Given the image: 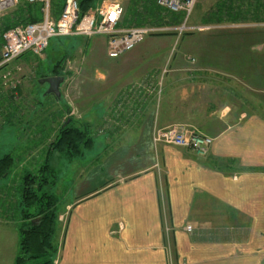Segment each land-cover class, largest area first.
Instances as JSON below:
<instances>
[{"label": "crops", "instance_id": "obj_1", "mask_svg": "<svg viewBox=\"0 0 264 264\" xmlns=\"http://www.w3.org/2000/svg\"><path fill=\"white\" fill-rule=\"evenodd\" d=\"M149 37L154 38L138 45L141 53L114 61L127 71L107 70L101 103L86 96L88 105L77 107L84 121L106 116L111 124L103 134L106 144L120 143L98 159L107 167L101 184L78 159L68 166L78 191L58 210V264H264V55L257 64L255 52L264 51V41L250 40L245 64L242 54L217 49L214 67L202 63L203 57L194 67L187 53H169L172 40ZM30 58L37 57L28 53L20 59ZM231 60L239 62L238 69L229 68ZM148 78L157 84L130 92ZM0 83L4 99L8 94ZM4 102L9 109L10 102ZM40 107L39 119L51 118L48 110L59 108L51 119L62 123V103ZM3 118L4 124L16 125L11 114ZM176 123H189L214 138L206 158L154 145L155 130Z\"/></svg>", "mask_w": 264, "mask_h": 264}, {"label": "rangeland", "instance_id": "obj_2", "mask_svg": "<svg viewBox=\"0 0 264 264\" xmlns=\"http://www.w3.org/2000/svg\"><path fill=\"white\" fill-rule=\"evenodd\" d=\"M103 1L105 0H101L96 7L102 4ZM118 1L122 2L125 6L129 4V0ZM221 1L222 0H198L187 19V29L182 31L178 29V27L183 25V21L180 25L171 27V30L153 36H160L165 40L166 44L172 40L169 53H187V57H190V60H194L192 61L195 64L194 67H197L196 65L201 63L200 58L202 57L206 59L203 60L202 63L214 67L216 64L214 58L217 49L218 53L224 52L229 55L235 53V56L242 54L243 57L241 58L245 60H241L243 63H240L245 64L244 61H246V52L248 51L250 40L251 42H255L256 45L264 41V28L245 26V24H259V22L252 20L236 22L243 25L241 28L223 26L231 24L228 22L221 25L206 23L205 21L210 20L212 13L215 12L217 5ZM8 12L10 11H7L5 14ZM149 38L151 39L154 37H148V40ZM88 39L80 37H63L60 38V40L56 39L51 43L42 58L18 59L10 67L12 71L11 77L15 79L13 81L15 82L19 79L22 82L15 90H6L7 93H4L8 94V96L12 94L15 96L14 99L11 97L9 112L11 116L14 117V120H17L14 122L16 125H11L9 123L4 124L3 120L0 119V159L10 154L15 158L16 162L12 173L7 178L0 180V264L15 263L16 256L20 250V229L28 223V220L26 222L23 221L21 217L22 209L20 210V207H18L20 190L17 188V185H19L24 170H36L39 165L42 164L41 162H43L46 151L56 136L57 132H55V129H57L59 125L63 124L68 119H72L76 126L90 129V132L95 138V145H93L91 149H87L84 155L78 159L79 166L84 167V170L85 166H90V168L88 167L86 170L89 171L90 174L94 172L91 176L95 178L97 184H101L102 181L106 179L107 167H104L101 163L103 160L100 156L104 155L105 151H109L107 149H112L119 145L120 142L118 140L117 142H110V144L107 142L106 144V136L103 134L106 130H111V124L108 120H104L106 116L91 123L89 121H84V117L81 116L78 108L88 105L89 99H86V96H92L91 98L94 99L91 100H94L95 103H101L102 97L106 95L104 92L106 86L109 84L104 82V75L107 70L108 72L116 70L114 74H121L127 71L128 66H123L120 69L114 63L117 59L113 60L108 57L106 53L105 37L96 36L90 40ZM148 40L146 39L142 44L147 43ZM163 47L164 46H162V48ZM162 52L165 53L166 50ZM255 52L257 53V64L258 62L263 63L262 57L264 51L255 50ZM138 53H141L139 46L125 53L121 58L125 59ZM258 53H261V55ZM231 61H228V63H230L228 64L229 68L238 69L240 66L239 62L237 60L235 62ZM57 64H61V67H56V69L61 71L60 75L54 73V68ZM90 74H92V76H90ZM160 75H163V72ZM53 76H61L64 78L63 83L60 85V97L47 94L49 85L40 82L41 79ZM115 79H117V77L113 78V80ZM141 83L142 81L131 86L130 92L136 91L137 88L145 84V86H152L153 84L155 86L157 81L148 78L144 82V85H140ZM41 103H62L64 111H62L61 117H58V119H61L62 123L60 124L56 122L57 120L55 121L50 118L53 121V125H50V120L47 122L46 116L39 119L41 117L39 112H42L40 111ZM99 104L96 105L99 107ZM32 106L34 108H31V111H29ZM13 107H17V109L14 110ZM72 108L75 109L74 113H72ZM59 110V108H53L48 111H51V116L56 119L54 111L58 112ZM88 122L90 123L89 125ZM180 124L198 131L194 125L189 123H176L165 128L178 126ZM163 129L164 128H159L154 132L153 143L155 146L165 144L155 141L156 132ZM40 130H42V133H40ZM90 151L91 153L89 154H93L92 157L87 154ZM59 155L60 157H58ZM119 156L120 153L113 157L112 160L119 159ZM99 158L101 161H99ZM62 160H64V162H62ZM65 160L67 163H65ZM73 161V159H70L60 152H55L53 157L49 160L57 181L52 191L59 198L58 210L62 208L63 202L66 203L74 200L78 191L77 187H74L69 181V178L74 176V170L68 167ZM92 162L93 165L91 164ZM157 166L161 175L163 193H165L163 178L165 173L161 165L158 164ZM120 169L122 170V166H120L119 170ZM109 171L112 172L110 165ZM12 199L13 202H11ZM191 225L193 227V224ZM187 226L190 225L188 224ZM166 232L169 244L173 246V232H170V230L168 231V228ZM60 233L61 225L58 226V231L55 236V242L57 244L59 243L58 238L60 237ZM58 260L59 252L55 264H58ZM174 264H177L176 261ZM178 264H186V262L178 261Z\"/></svg>", "mask_w": 264, "mask_h": 264}, {"label": "trees", "instance_id": "obj_3", "mask_svg": "<svg viewBox=\"0 0 264 264\" xmlns=\"http://www.w3.org/2000/svg\"><path fill=\"white\" fill-rule=\"evenodd\" d=\"M78 1L81 14H85L91 8H95L101 0ZM65 3L66 0H50V12L55 18L60 16ZM43 8V3L29 4L20 0L13 10L2 16L0 18V49L3 44L2 36L6 30L21 24L41 22L44 18ZM211 16L210 20L205 21L206 23L221 25L226 22L250 20L264 22V0H222ZM183 21V14L166 11L157 4V0H129L123 25L178 26ZM60 65L55 66V74H61V71L56 69L61 67ZM2 97L4 99H0V115L6 121L11 113L4 101L11 102V97L14 99L15 96L12 94ZM13 109L16 110L17 107ZM50 117L52 118L51 115ZM49 120L51 119L47 117V122ZM55 132H57L56 136L48 147L42 164L36 170H24L17 185L20 190L18 207L22 209L23 221L28 220V223L20 229V250L14 264H55L59 252L58 244L55 242L59 226V198L52 191L57 181L49 160L55 152H60L70 159H79L87 149L95 145V138L90 129L76 126L72 119L59 125ZM15 165V158L12 155L2 157L0 180L7 178Z\"/></svg>", "mask_w": 264, "mask_h": 264}, {"label": "built area", "instance_id": "obj_4", "mask_svg": "<svg viewBox=\"0 0 264 264\" xmlns=\"http://www.w3.org/2000/svg\"><path fill=\"white\" fill-rule=\"evenodd\" d=\"M29 4L43 3L44 18L41 22L21 24L3 33V44L0 49V71L2 86L6 90H15L22 81H13L11 65L25 54L42 58L53 39L59 37L106 38V53L116 59L133 50L147 37L171 30L173 26H125L123 25L126 6L118 0H105L85 14H81L78 0H66L64 9L58 18L50 12V0H24ZM20 0H0V18L13 10ZM198 0H157V4L166 11L183 14L184 23L179 30L187 29V19ZM223 26L241 28L242 24L231 23ZM245 26L264 28V22L245 24ZM144 80L140 85H144ZM1 85V83H0ZM146 85V84H145ZM144 85V86H145ZM156 142H163L193 151L198 157L206 158L214 143L208 135L187 128L185 125L164 128L155 134ZM191 231L192 226H187Z\"/></svg>", "mask_w": 264, "mask_h": 264}, {"label": "water", "instance_id": "obj_5", "mask_svg": "<svg viewBox=\"0 0 264 264\" xmlns=\"http://www.w3.org/2000/svg\"><path fill=\"white\" fill-rule=\"evenodd\" d=\"M63 81L64 78L61 76H53L40 80L41 83H47L49 85L47 94L55 95L57 97L61 96L60 85L63 83Z\"/></svg>", "mask_w": 264, "mask_h": 264}, {"label": "bare ground", "instance_id": "obj_6", "mask_svg": "<svg viewBox=\"0 0 264 264\" xmlns=\"http://www.w3.org/2000/svg\"><path fill=\"white\" fill-rule=\"evenodd\" d=\"M73 37H76V36H73ZM60 38H63V37H59V39H60Z\"/></svg>", "mask_w": 264, "mask_h": 264}]
</instances>
